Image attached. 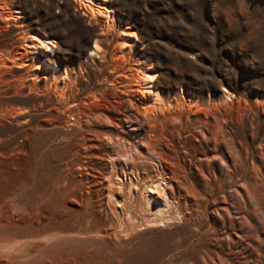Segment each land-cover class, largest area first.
Instances as JSON below:
<instances>
[{
  "label": "rangeland",
  "instance_id": "374dc122",
  "mask_svg": "<svg viewBox=\"0 0 264 264\" xmlns=\"http://www.w3.org/2000/svg\"><path fill=\"white\" fill-rule=\"evenodd\" d=\"M82 1L0 0V264H264V0Z\"/></svg>",
  "mask_w": 264,
  "mask_h": 264
},
{
  "label": "bare ground",
  "instance_id": "6f19581e",
  "mask_svg": "<svg viewBox=\"0 0 264 264\" xmlns=\"http://www.w3.org/2000/svg\"><path fill=\"white\" fill-rule=\"evenodd\" d=\"M82 2L84 4V6H85V9H86L87 14L89 15V17L98 16L107 25V23L109 22L107 18H109L110 15L108 14V8L103 5L104 4V0L103 1L100 0L98 3L92 2L91 0H84ZM123 33L125 34V32H123ZM30 39H31V42H32L31 46L33 47L34 50H35L34 47H36L35 45H37V46L39 45V46L43 47L44 50L48 49V48H51L52 45H55L53 39H50V38L46 37L43 34L32 33V34H30ZM126 41H124V43L128 44V42H126ZM129 43H130V41H129ZM93 44H94V48L89 53L90 57H92V55H94V54L97 55V50H98V47H99V45L97 44L96 40H94ZM122 50L123 49L121 48V51ZM33 53H34L33 54L34 58H39V56H42V58H44V60L51 61L50 58L48 57V55L43 50L42 51H38V52L35 51ZM39 60H41V59H39ZM41 65L43 66L44 64H41ZM56 67L57 66L55 65L53 68L56 69ZM142 69L143 68L139 69V71L137 73V77H138L137 81H138V84L141 86V90H142L143 95L146 98V100H145L146 103L149 104V109H151V111L154 112L158 108L160 109L159 103H158L160 98H159L157 92H155V91H153V90H151L149 88L150 82L152 81V78L154 76H153V74L151 75V74L144 73L142 71ZM223 92H224V96L229 97L230 94L227 91L223 90ZM157 188H156V186H153V187H150L148 191L149 192H154V191L157 190ZM169 202L164 198V200L160 204L156 205V210L158 212L162 213L161 215H163V211H166L165 210L167 208L166 206L168 205V208L170 207ZM165 214H166V212H165Z\"/></svg>",
  "mask_w": 264,
  "mask_h": 264
}]
</instances>
